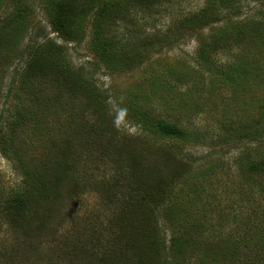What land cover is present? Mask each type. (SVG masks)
<instances>
[{
    "label": "rangeland",
    "instance_id": "rangeland-1",
    "mask_svg": "<svg viewBox=\"0 0 264 264\" xmlns=\"http://www.w3.org/2000/svg\"><path fill=\"white\" fill-rule=\"evenodd\" d=\"M5 1L0 0V15L9 12L7 8L4 10ZM24 1L35 6L32 21L41 34L65 45L70 66L106 92L109 115L115 122L105 134L115 140L112 146H107V155L97 170L81 159L80 163L74 162L76 155L69 157L73 176L60 184L51 201L29 204L25 224H32L24 227L25 231L6 224L4 215L0 216V264H50L49 260L56 261L58 256L53 242L57 243L60 237L70 238L73 246L80 242L86 247L84 264H126L127 260L129 264H231L219 257L225 251L228 253L225 258L230 257L236 248L234 264H262L264 227L260 220L264 216V199L257 191L264 185V174L254 179L249 170V165L257 160L259 145L264 143V49L255 32L264 26L257 24L260 15L256 22L239 26L238 32L248 37L238 41L234 24L220 22L191 33L192 21L185 24V30L175 21L181 15L163 12L181 1L185 3L184 14L195 15L205 0H170L154 19L140 15L133 18L140 29L139 36L131 35L127 41L118 36L133 60L122 57L120 62H127L125 68L111 75L95 65L88 40L84 44H66L53 33L38 1ZM72 3L77 8L82 5L81 0ZM253 7L255 4L249 3L242 17L251 16L249 9ZM154 22L156 27L150 29ZM146 25L149 29H141ZM119 32L126 34L121 27ZM213 39H217L218 46ZM4 53L0 49L3 88L7 82L1 84V75L12 69V65H6L9 59L6 63ZM1 103L0 100V110ZM138 111L150 113L155 120L183 125L188 131L186 139L161 140L153 125L148 124L150 131L145 124L147 130L138 125ZM44 114L47 126L41 127L58 132L52 126L56 113L50 103L45 104ZM155 120L151 119L153 124ZM238 127L243 131L239 133ZM33 132L36 134L37 129L21 132L10 141L9 146L19 152L20 158L11 157L12 154L6 158L0 150V208L11 194L18 191L27 194L29 190L36 194L37 189L51 180L53 169L38 167L36 158L44 155L41 152L44 141H37ZM248 132L251 136L259 135V140L255 143L247 139ZM214 141L218 146L213 149L210 143ZM20 148L25 152L21 153ZM119 154L126 158L125 170L119 167V162L124 161L117 157ZM132 170L137 172L140 183L154 187L155 198L150 196L153 202L141 201L139 193L145 188L141 191L137 187ZM24 171L30 172L31 179H25ZM260 178L250 205L244 193L253 189L248 181ZM112 183H116V191ZM134 193L137 195L134 202L124 200ZM109 199L113 206H108ZM172 209L177 218L181 217L178 227L191 246L186 250L177 248L169 256L159 252L154 240L170 244V224L163 214ZM44 218L46 229L38 231ZM200 222H204L203 231L196 229ZM109 225L114 240L108 237L99 247L96 229L103 230ZM152 231L158 235L154 236ZM198 237L206 243L194 244L192 241ZM218 246L223 247V252L217 251L216 255L214 248ZM178 251L185 256L178 255ZM83 262L76 260L71 264Z\"/></svg>",
    "mask_w": 264,
    "mask_h": 264
},
{
    "label": "trees",
    "instance_id": "trees-1",
    "mask_svg": "<svg viewBox=\"0 0 264 264\" xmlns=\"http://www.w3.org/2000/svg\"><path fill=\"white\" fill-rule=\"evenodd\" d=\"M37 1L46 12L47 21L53 33L58 38L63 39L66 44H84L88 40L89 49L96 58L95 65L97 68L103 67L111 75L125 68L127 62H120L122 57H126L129 61L133 60L125 50L124 44H120L121 40H118V36H121L125 41L129 40L131 35L132 37L135 34L139 36L140 29L136 26L133 18H138L137 16L140 15V17L149 16L154 19L162 13L161 9L165 8V4L171 3L170 0H81L82 5L77 8L76 6L73 7L72 2L75 0ZM178 2V4L174 3L172 9H165L168 12H163L165 15H169V12L171 15L175 12L178 13L176 16L181 15V19L177 18L175 21H178L185 30V24L189 20L192 21L191 33L196 28L202 29L206 25H217L222 22L237 26V33L234 36L239 37L238 41H241V38L248 36L238 32L239 26L256 22L255 18L259 15L261 18L257 24L262 25L264 23L261 22L264 19V0H205L202 8L197 10L195 15L191 14L192 12L184 14L185 3ZM4 3L7 6H4ZM4 3V10L7 8L9 12L6 15H0V49L5 52L6 63L9 59V62L5 64L7 67L12 65V69L11 72H4L1 75V84L7 83L4 88L2 85L0 87V100L2 102L0 150L6 158H10V154H12L11 157L20 158L19 152L9 146L10 141L21 132L27 130L32 132L37 129V133L33 132V135L37 141H44L41 152L45 155L39 160L36 158L38 167L53 169L51 180L45 184L42 183V188L37 189L36 194L31 190L27 194L18 191L11 194L9 198H5V205L0 208V216L3 217L4 215L6 224L23 229L26 226L31 227L32 224H25V219L28 217L31 208L29 204L38 203V201H51L53 192L60 184L73 176L74 170L69 164L71 161L69 157L76 155L78 158L73 160L74 162L80 163L81 159L85 165L89 164L96 170L98 169V165L104 161V155H107L105 152L107 146H112L113 140H115V137H109L105 134L110 131L109 125L113 124L115 120L109 115L106 92L101 91L92 79L83 77L80 70L70 66L66 58L65 45L57 44L54 40L46 38L43 33L41 34L37 25L32 21V11L35 7L33 3L24 0H7ZM249 3L255 4V7L249 9V13L252 15L242 17L243 9L248 7ZM154 24L155 22L149 28L156 27L153 26ZM119 27L126 33L125 36L121 35V32L118 33ZM146 27L147 25L141 29L146 30ZM255 32L264 49V26L263 29ZM213 43L218 46L217 39ZM203 45L208 47L206 44ZM49 103L55 109L56 118H54L52 126L58 129V132L49 127L48 130L41 127L42 124L47 126L44 111L45 104ZM138 115L140 117L138 125H142L145 130L147 129L144 124L147 127L148 124L153 125L152 127L156 129L161 140L184 141L188 135L187 129L177 122L163 119L155 120L146 111H138ZM133 119L135 118H131V120ZM151 119L155 120L154 124ZM30 127L32 129H29ZM237 129L239 133L243 131L242 127ZM147 131H150L149 127ZM246 134L248 138L244 136L239 138H247L255 143L259 140V135L251 136L250 132ZM53 138L55 139L54 142ZM117 143L119 144V141ZM216 145L218 146V143L215 141L210 143V147L213 149ZM261 149L262 152L259 151ZM20 151L21 153L25 152L23 148H20ZM78 151L79 153H76ZM117 157L124 160L119 162V167L125 170L126 158L120 154ZM240 161L243 162L244 160ZM120 168L117 167L116 169L121 173ZM249 170L252 173L250 174L254 175V179L257 175L264 174V143L259 145L257 160L249 165ZM22 175L25 176V179H31L29 171H24ZM137 175V172L132 170L131 176L138 180L137 187L141 191L145 188L141 194L139 193L141 201L153 202L154 199L150 196L154 195L155 198L154 187H150L147 183H140ZM123 176L125 178L124 174ZM254 179L248 181L249 187L253 185V189H246L244 192L247 196V203L250 205L252 204L249 202L254 197L253 192L257 190L258 183L261 181V178L257 181ZM262 180H264V175ZM112 184L116 191V183ZM114 187L112 188L114 189ZM143 193L144 195H142ZM257 193L259 197L264 199V185ZM115 194L117 195L116 192ZM136 196L134 193L124 200L134 202ZM109 202L111 205L108 206H113L111 199ZM37 207L35 206V210ZM191 209L193 216L194 210ZM247 210L249 213L252 212L251 208H247ZM163 215L166 223L170 224L171 239L168 246L164 242H155L156 240H154V245L161 250L159 252H166L171 256L177 248L190 247L191 243L183 237L180 227H178L181 223L179 221L181 217L177 218L173 209ZM1 223L0 221V225H2ZM45 224V218L40 220L38 231L45 230ZM260 225L264 227V216L260 220ZM203 227L204 222L196 225V229L199 231H203ZM10 230L13 231V229ZM23 230L25 231V229ZM261 230L264 232V228ZM96 231L99 247L106 243L108 237L114 240V231L111 225L103 230L96 229ZM152 232L156 236L157 232ZM192 242L199 246L206 243V241H200L199 237ZM53 245L58 256H56V261L50 259V264H57L56 262L71 264L76 260L83 262L82 257L87 254L83 244L76 242L73 246V242L68 237H60L57 243L53 242ZM214 251H216V255L217 251L222 253L223 247L218 246L217 249L214 248ZM236 251L237 248L233 253ZM233 253L229 255L230 257L225 258L224 255L228 254L225 251L219 260H228L234 264L235 254ZM177 254L185 256L182 251H178ZM260 257L262 264H264V256L261 254ZM129 263L130 260H127L126 264Z\"/></svg>",
    "mask_w": 264,
    "mask_h": 264
}]
</instances>
